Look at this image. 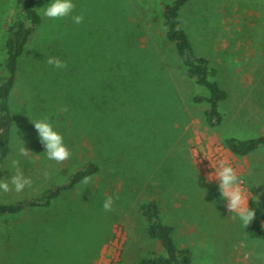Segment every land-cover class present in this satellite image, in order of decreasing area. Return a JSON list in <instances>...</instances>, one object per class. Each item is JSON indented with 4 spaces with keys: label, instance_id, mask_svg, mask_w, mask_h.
<instances>
[{
    "label": "rangeland",
    "instance_id": "1",
    "mask_svg": "<svg viewBox=\"0 0 264 264\" xmlns=\"http://www.w3.org/2000/svg\"><path fill=\"white\" fill-rule=\"evenodd\" d=\"M74 3L84 15L79 25L45 18L40 8L47 3L35 5L43 21L9 99L12 136L17 132L29 152L15 156L11 143L2 177H10L15 158L32 183L21 193L0 192V205L33 200L89 163L101 172L48 209L0 215V264H136L158 243L138 212L152 198L175 227L177 245L192 252V264H264V240L246 233L217 184L207 182L212 167L227 160L264 221V148L237 157L224 144L226 136L264 135V0H191L181 9L197 54L218 70L229 94L214 129L191 100L207 90L187 77L166 39L162 0ZM12 8L13 0H0V38ZM50 56L65 67L48 65ZM137 63L142 71L132 74ZM43 117L63 135L67 160L46 158L31 122ZM253 155L261 173L252 177Z\"/></svg>",
    "mask_w": 264,
    "mask_h": 264
},
{
    "label": "trees",
    "instance_id": "2",
    "mask_svg": "<svg viewBox=\"0 0 264 264\" xmlns=\"http://www.w3.org/2000/svg\"><path fill=\"white\" fill-rule=\"evenodd\" d=\"M38 1L48 2V0H13L11 14L5 22V29L0 38L1 53L6 56V59L0 62V179L3 177L5 162L10 156L14 126L9 99L17 82L24 53L43 21L35 7ZM189 2L191 0H162V25L166 39L174 45L187 77L197 86L207 90V94L194 96L191 100L204 108L207 126L214 129L224 121L220 107L227 101L229 94L216 78L218 70L210 65L208 58L197 54L183 26L181 9ZM124 63L128 70V62ZM120 64L122 66V61ZM139 69L141 70L138 63L133 65L132 74ZM155 105L158 106L157 103ZM224 144L235 156L246 157L264 148V135L249 139L228 137L224 140ZM100 172L101 167L98 163L83 165L63 185L47 189L33 200L0 205V215H21L29 209H48L63 193L74 190L85 177L89 178ZM217 195L220 197L219 191ZM249 207L254 211V217L250 224L245 226L246 233L253 239L264 240V221L261 211L253 201L250 202ZM138 212L147 224L148 236L158 243L148 257L141 258L136 264H192V252L177 245L174 237L175 227L165 219L159 199L143 201L138 206ZM47 230L49 231V226Z\"/></svg>",
    "mask_w": 264,
    "mask_h": 264
},
{
    "label": "clouds",
    "instance_id": "3",
    "mask_svg": "<svg viewBox=\"0 0 264 264\" xmlns=\"http://www.w3.org/2000/svg\"><path fill=\"white\" fill-rule=\"evenodd\" d=\"M75 8L74 0H48L47 4L40 10L45 18L51 20L70 18L73 24L79 25L83 22L84 15L77 13ZM47 64L56 69L65 67L64 61L55 56L47 57ZM31 122L37 131L38 138L45 149L44 154L48 160L62 162L71 156V150L66 145L63 135L56 130L50 119L43 117ZM12 145L15 156L23 157L29 152L25 147V141L17 132L12 136ZM10 164L9 171L11 175L9 178L0 179V192L21 193L31 185V178L20 170L17 159L13 158ZM212 168L213 171L207 176V182L217 184L220 198L225 202L227 210L236 214L242 226H248L253 220L254 211L249 207L247 189L242 187L241 178L237 175L236 169L225 159H220L218 164ZM87 182L88 178L85 177L84 183ZM112 204L113 199L109 196L103 201V208L106 211L110 210Z\"/></svg>",
    "mask_w": 264,
    "mask_h": 264
},
{
    "label": "crops",
    "instance_id": "4",
    "mask_svg": "<svg viewBox=\"0 0 264 264\" xmlns=\"http://www.w3.org/2000/svg\"><path fill=\"white\" fill-rule=\"evenodd\" d=\"M228 137H235V136H233V135H231V136H226V138H228ZM225 138V139H226ZM230 151V150H229ZM231 152V151H230ZM232 153V152H231ZM256 153V152H255ZM233 154V153H232ZM254 154V153H253ZM252 155V154H251ZM251 155H249V156H251ZM235 156V155H234ZM253 156H255V157H257L258 155H253ZM261 160H260V158H255L254 160H253V163L250 165V167H249V172H251V176L253 177V174L254 175H256V174H258V176H259V174L261 173V170H260V168L258 167V164H259V162H260ZM247 170V169H246ZM259 182V181H258ZM263 184H260V186H262Z\"/></svg>",
    "mask_w": 264,
    "mask_h": 264
}]
</instances>
